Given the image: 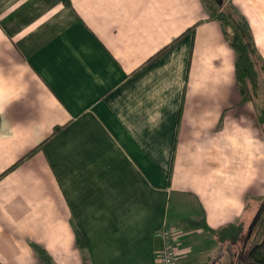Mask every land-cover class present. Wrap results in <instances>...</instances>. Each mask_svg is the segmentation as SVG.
<instances>
[{
	"label": "crops",
	"instance_id": "crops-1",
	"mask_svg": "<svg viewBox=\"0 0 264 264\" xmlns=\"http://www.w3.org/2000/svg\"><path fill=\"white\" fill-rule=\"evenodd\" d=\"M225 1L264 59V0ZM257 109L202 0H0V173L42 141L0 175V264H43L33 244L54 264H159L163 225L176 264L222 244L183 218L216 229L259 213Z\"/></svg>",
	"mask_w": 264,
	"mask_h": 264
},
{
	"label": "trees",
	"instance_id": "trees-1",
	"mask_svg": "<svg viewBox=\"0 0 264 264\" xmlns=\"http://www.w3.org/2000/svg\"><path fill=\"white\" fill-rule=\"evenodd\" d=\"M64 1L68 2V0ZM202 2L208 14L219 20L229 44L235 51L236 86L243 99H253L258 102L257 121L264 128V59L255 45L249 23L245 16L230 1L202 0ZM193 28L194 26H191L172 38L159 48L153 56L169 48L186 33L193 32ZM60 127L61 125H56L46 138L54 134ZM41 143L42 141L17 158L0 175L36 150ZM183 222L193 227L207 229L213 233L217 241L221 243L226 241L231 246L237 247L235 250H238L236 252L237 264H264V198L259 213L254 217L249 235H247L249 225H244L241 219L229 222L216 229L210 228L204 218L199 220L183 218ZM75 239L79 247L85 249L86 240L82 232L76 230ZM33 247L43 264H54L43 247L37 244H33ZM231 253L233 254V252Z\"/></svg>",
	"mask_w": 264,
	"mask_h": 264
},
{
	"label": "rangeland",
	"instance_id": "rangeland-1",
	"mask_svg": "<svg viewBox=\"0 0 264 264\" xmlns=\"http://www.w3.org/2000/svg\"><path fill=\"white\" fill-rule=\"evenodd\" d=\"M197 232L205 236V232L202 229H198ZM236 248L237 247L231 246V244L226 241L220 244L215 241L211 242V240H204L200 243H197L196 247H193V250L191 249V262H187V264H237L238 259L236 252H238V250L235 251ZM231 252H233V254ZM216 253H222V255L218 257L216 256Z\"/></svg>",
	"mask_w": 264,
	"mask_h": 264
},
{
	"label": "built area",
	"instance_id": "built-area-1",
	"mask_svg": "<svg viewBox=\"0 0 264 264\" xmlns=\"http://www.w3.org/2000/svg\"><path fill=\"white\" fill-rule=\"evenodd\" d=\"M177 230L169 225H163L158 231V246L156 250L159 264H176V244Z\"/></svg>",
	"mask_w": 264,
	"mask_h": 264
},
{
	"label": "water",
	"instance_id": "water-1",
	"mask_svg": "<svg viewBox=\"0 0 264 264\" xmlns=\"http://www.w3.org/2000/svg\"><path fill=\"white\" fill-rule=\"evenodd\" d=\"M253 222H254V220L248 226V234L247 235H249V233H250V230H251V227H252Z\"/></svg>",
	"mask_w": 264,
	"mask_h": 264
}]
</instances>
